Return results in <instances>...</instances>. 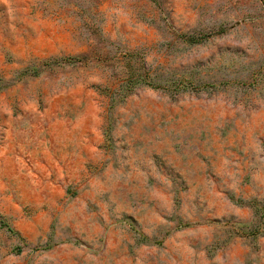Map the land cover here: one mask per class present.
Here are the masks:
<instances>
[{"label": "rangeland", "instance_id": "1", "mask_svg": "<svg viewBox=\"0 0 264 264\" xmlns=\"http://www.w3.org/2000/svg\"><path fill=\"white\" fill-rule=\"evenodd\" d=\"M0 264H264V0H0Z\"/></svg>", "mask_w": 264, "mask_h": 264}, {"label": "trees", "instance_id": "2", "mask_svg": "<svg viewBox=\"0 0 264 264\" xmlns=\"http://www.w3.org/2000/svg\"><path fill=\"white\" fill-rule=\"evenodd\" d=\"M126 82H124V84L128 85L129 83V79H125Z\"/></svg>", "mask_w": 264, "mask_h": 264}]
</instances>
